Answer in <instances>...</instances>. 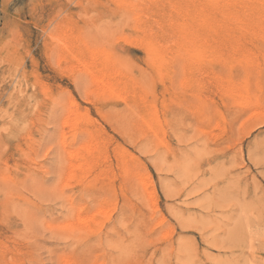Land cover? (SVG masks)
<instances>
[{"label":"rangeland","instance_id":"374dc122","mask_svg":"<svg viewBox=\"0 0 264 264\" xmlns=\"http://www.w3.org/2000/svg\"><path fill=\"white\" fill-rule=\"evenodd\" d=\"M0 264H264V0H0Z\"/></svg>","mask_w":264,"mask_h":264},{"label":"bare ground","instance_id":"6f19581e","mask_svg":"<svg viewBox=\"0 0 264 264\" xmlns=\"http://www.w3.org/2000/svg\"><path fill=\"white\" fill-rule=\"evenodd\" d=\"M225 94V93H224ZM253 108V107H252ZM258 123H260V122H258ZM257 124V123H256Z\"/></svg>","mask_w":264,"mask_h":264}]
</instances>
